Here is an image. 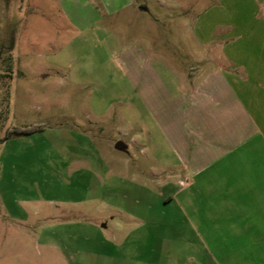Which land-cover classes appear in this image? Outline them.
<instances>
[{"label":"rangeland","instance_id":"obj_1","mask_svg":"<svg viewBox=\"0 0 264 264\" xmlns=\"http://www.w3.org/2000/svg\"><path fill=\"white\" fill-rule=\"evenodd\" d=\"M119 1L0 0V137L41 125L0 141V264H245L166 201L165 91L201 21L264 43V0Z\"/></svg>","mask_w":264,"mask_h":264},{"label":"crops","instance_id":"obj_2","mask_svg":"<svg viewBox=\"0 0 264 264\" xmlns=\"http://www.w3.org/2000/svg\"><path fill=\"white\" fill-rule=\"evenodd\" d=\"M220 25L198 24V66L179 71L180 92L165 91V137L175 161L163 186L171 185L166 201L180 197L189 228L221 222L235 243L247 245L238 259L264 264V43H236Z\"/></svg>","mask_w":264,"mask_h":264},{"label":"trees","instance_id":"obj_3","mask_svg":"<svg viewBox=\"0 0 264 264\" xmlns=\"http://www.w3.org/2000/svg\"><path fill=\"white\" fill-rule=\"evenodd\" d=\"M41 128V125L39 126H32V127H9L6 129L5 134L3 137H0V141H3L4 139L8 138L12 134H28L33 131H36Z\"/></svg>","mask_w":264,"mask_h":264},{"label":"water","instance_id":"obj_4","mask_svg":"<svg viewBox=\"0 0 264 264\" xmlns=\"http://www.w3.org/2000/svg\"><path fill=\"white\" fill-rule=\"evenodd\" d=\"M116 147L117 148H123V145H122V143H121V141H118L117 143H116Z\"/></svg>","mask_w":264,"mask_h":264}]
</instances>
